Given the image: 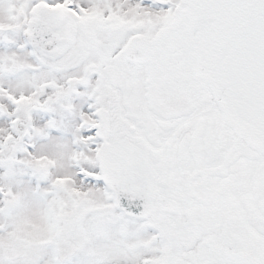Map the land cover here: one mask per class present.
Instances as JSON below:
<instances>
[{
    "label": "snow or ice",
    "instance_id": "obj_1",
    "mask_svg": "<svg viewBox=\"0 0 264 264\" xmlns=\"http://www.w3.org/2000/svg\"><path fill=\"white\" fill-rule=\"evenodd\" d=\"M0 264H264V0H0Z\"/></svg>",
    "mask_w": 264,
    "mask_h": 264
}]
</instances>
